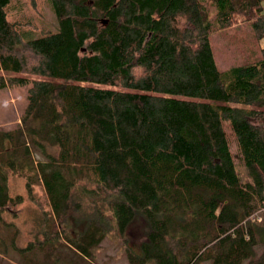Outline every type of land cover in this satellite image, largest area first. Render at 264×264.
Masks as SVG:
<instances>
[{"label": "trees", "instance_id": "16d2710c", "mask_svg": "<svg viewBox=\"0 0 264 264\" xmlns=\"http://www.w3.org/2000/svg\"><path fill=\"white\" fill-rule=\"evenodd\" d=\"M20 1L0 0V90L26 88L0 128V213L33 203L65 264H95L136 213L128 264H264V220L244 222L264 198V0H46L40 36ZM240 25L221 70L211 36Z\"/></svg>", "mask_w": 264, "mask_h": 264}, {"label": "rangeland", "instance_id": "374dc122", "mask_svg": "<svg viewBox=\"0 0 264 264\" xmlns=\"http://www.w3.org/2000/svg\"><path fill=\"white\" fill-rule=\"evenodd\" d=\"M20 2L23 3L25 13L31 16L37 27V36H40L45 30L54 31L56 29V20L46 0H21ZM262 6L264 11V3ZM249 35V26L240 25L211 36L213 48L220 50L216 57L219 69H225L231 62L239 60V57L244 55L243 52L238 53L235 49L236 45L242 42L245 37L244 41L246 42ZM262 45H264V40ZM25 96L26 88L24 87L0 90L1 129L11 128L19 124L20 115L25 106ZM231 151L235 156L236 168L242 174L243 169L235 148L232 147ZM15 189L16 192L26 194L20 183L16 185ZM34 193L37 196L41 194L38 188L34 189ZM135 217L128 228L123 231L124 233L117 226L107 232L95 252V264H128L121 238L122 234L125 235L129 245L136 250L139 249V244L143 240L145 232L148 231L147 224L140 217V214L136 213ZM40 219V210L27 199L19 212L4 211L0 213V264H37L38 262L48 264L57 255L63 257L62 264H65L68 255L67 250L63 248L55 254L49 249H41L38 246L37 243L41 242L42 237H44L40 231ZM52 254L54 255L52 256ZM47 259L50 260L46 261Z\"/></svg>", "mask_w": 264, "mask_h": 264}, {"label": "built area", "instance_id": "2783aa9c", "mask_svg": "<svg viewBox=\"0 0 264 264\" xmlns=\"http://www.w3.org/2000/svg\"><path fill=\"white\" fill-rule=\"evenodd\" d=\"M264 220V200L262 206L255 212L251 213L246 220L245 223L257 224Z\"/></svg>", "mask_w": 264, "mask_h": 264}, {"label": "crops", "instance_id": "0c3cea01", "mask_svg": "<svg viewBox=\"0 0 264 264\" xmlns=\"http://www.w3.org/2000/svg\"><path fill=\"white\" fill-rule=\"evenodd\" d=\"M53 255H54V254H52V256H53ZM52 258H54V257H52ZM48 260H50V259H47L46 261H48ZM54 260H55V258L53 259L52 262L49 261L48 264H55V263H54ZM37 264H45V263H44V262H42V263L38 262Z\"/></svg>", "mask_w": 264, "mask_h": 264}, {"label": "bare ground", "instance_id": "6f19581e", "mask_svg": "<svg viewBox=\"0 0 264 264\" xmlns=\"http://www.w3.org/2000/svg\"><path fill=\"white\" fill-rule=\"evenodd\" d=\"M263 197H264V195H263ZM263 200H264V198H263ZM261 207V206H260Z\"/></svg>", "mask_w": 264, "mask_h": 264}]
</instances>
